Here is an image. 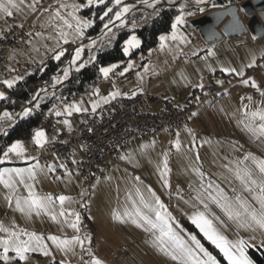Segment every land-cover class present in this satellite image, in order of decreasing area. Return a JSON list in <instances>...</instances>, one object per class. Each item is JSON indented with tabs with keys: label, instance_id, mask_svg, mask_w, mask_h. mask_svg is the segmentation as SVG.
<instances>
[{
	"label": "crops",
	"instance_id": "0c3cea01",
	"mask_svg": "<svg viewBox=\"0 0 264 264\" xmlns=\"http://www.w3.org/2000/svg\"><path fill=\"white\" fill-rule=\"evenodd\" d=\"M211 4L213 3L210 2L201 6L200 9L196 11L194 17L182 15L188 17V20H192L193 18L217 9L218 6L213 4L215 6L207 7L201 11L202 7ZM180 25L181 24L177 26V34L178 36L184 37L180 30ZM171 32L172 29L170 32L166 33V36L170 35ZM244 35L247 37L252 36V42H249L248 46L244 42ZM82 37H84V34L77 38L68 39L67 42H59V47L64 50L62 48L64 44L75 42ZM197 41L198 38L195 42ZM203 41L198 42L195 49H191L192 52L190 53L188 49L191 48V45L182 42L185 45L184 49H181L180 40L173 41L168 39L167 42L172 44V47L165 48L166 53L161 57L164 63L161 60V63H158L159 67L157 69H150L146 64L148 59H144L143 62H130L132 67L126 72L125 69L121 68L122 66H119L118 68L120 69H113L107 78L102 75L100 82L88 94L58 105V112L60 115H57L54 120V127L51 131L37 128L29 138L19 140L24 148L22 155L17 156L12 153L3 159V154L1 157L2 166L0 167V173H4V178L6 180H11L13 182L15 192L0 183V226L15 231H20L22 227L25 230L39 232L47 238L49 236H56L62 240H72L73 237H76L74 235L75 229L70 227L69 224L75 221L76 214H79V238L83 240L84 235L90 238L86 239L84 245H82L83 257L85 259L89 258V256H91L90 258L92 259L94 257L104 259L111 255L118 261L120 259L119 255H121L141 264L134 252H131L129 248L130 246H137L140 240L139 237L144 239L142 235L149 236V232L145 230L146 225L134 216L135 211L140 210L137 204L147 203V200L143 197L144 202H141L140 196L142 195H138L137 198H125L126 208H122L123 213L117 208L118 200L116 203L111 202L108 209L109 213L101 216L102 219H108L106 228L102 231L99 229L97 230V224L90 221V217L92 216L87 212L88 206L84 199L85 196L88 195V190L85 189L86 187L82 176H71L68 173H64L62 176L52 178L51 173L57 169V164H51L49 167H45L38 160V156L42 146L45 144L56 140H63L59 137V131H73L81 125V112L94 114L96 110L105 103L103 98L106 97L108 101L114 99L109 95L112 92H118L119 95L116 96L118 97L122 95L133 96L141 91H148L150 94L158 96L161 102L169 101L173 104L184 103L190 96H197L202 92L201 77H206L210 81L213 87H215L217 95L207 100L206 104L201 109L193 113L187 128L178 130L172 135H174L175 140L178 139V142L180 140L183 141V143L188 146L189 150L192 151L190 157L192 158L193 164L197 166V169H205L207 164L211 166L210 170H212L214 169L212 167H219L220 165L222 166V170L230 172V176H233V173L235 174L234 178L241 183V189L246 192L236 198L226 197L229 204H232L234 207V205L237 204V198H239L249 206L252 204L251 200H253L248 197L250 195H253L259 202L256 198L259 196V188L255 186H246L244 182L237 179V169L231 166L228 162V158H232L230 160L232 164L236 166L237 163L241 164L233 155L234 152H239L240 158L254 168L255 164L253 163V158H255V160L264 159V137L253 135L249 130L250 128H256L261 121L258 120L255 124L254 122H250V120L247 119L248 115L244 116L246 112L249 113V110L245 108L242 109L238 105L235 106L233 101L228 102L224 100V98L234 94L236 91H240L244 81H248L249 83L246 85L253 90L264 89V85H256V87H253V83L249 81L252 77L264 73V66L259 67L258 64L261 59H264V35L255 38L252 34L245 33L233 37L223 36L220 40H216L212 43ZM195 42L192 45H194ZM55 49L56 48L53 50ZM209 50L213 53L212 55H209ZM182 53L188 54L193 60V64H189L185 57L182 58ZM227 55H231L232 58L237 61L236 65L232 66L228 61ZM249 58L252 59V62H249ZM249 65L252 66L249 67ZM254 66L258 67L256 71L253 70ZM236 67L239 68L238 71ZM244 67L247 73H245V77H240L239 73H241ZM222 69H229V71L225 72L222 71ZM249 69H251L252 72L248 71ZM122 72L124 74L120 75ZM228 73L234 76L232 79L234 83L229 89H223L222 85L216 86V83L211 79L213 75L217 79L218 74H221V76L225 78ZM110 77H112L113 80H110ZM226 91L227 93L225 94ZM246 91L247 88L243 94L247 93ZM73 104H76L81 111H73L71 115H68L65 112V108ZM94 104L97 105L95 109L93 107ZM236 118H240V120L244 118L247 121H244L245 123L243 120L238 121L240 124H237V122H235ZM65 120L68 121V124L64 123ZM37 130H41L45 133V143L42 146H38L33 141L34 133ZM158 139L159 136L156 141ZM258 140H261L262 144H258ZM238 142H241V145ZM178 150L182 155L183 163L189 165L182 148H178ZM80 153L81 151H78L73 156V159L80 157ZM246 157L248 158L245 159ZM202 158L205 159L202 160ZM223 158H225V160ZM111 165L112 164L108 167L107 178L111 170L115 168V166ZM223 165H225L228 170L225 169L226 167ZM14 170H22V174L18 176ZM29 170L34 173V178H29ZM255 171L260 176L258 170L255 169ZM21 178L24 183H20ZM107 178L100 180L102 183L99 185H96L99 181L96 182L94 186H96L98 190H101L107 185ZM26 184H31L35 193L40 197L47 195L53 197V201L48 204L47 210H39V214H37L35 210L29 213L27 210L21 212L17 209L16 198H25L28 196V191L25 187ZM58 196H65L68 199L61 204L60 201L56 199ZM9 197H11V199H9ZM192 200L196 202V204L205 202L210 205H215L217 201L215 199L213 204L212 199H207V197L202 196L201 198L192 197ZM177 202L183 203L185 202V198L178 196ZM220 202L224 203L225 201L222 199ZM21 206L23 207V200H21ZM259 208L257 210H259ZM62 211L64 212L63 216L59 215ZM241 211L243 210L241 209ZM125 212L132 213L133 215L131 217H125L123 215ZM114 213L120 214L124 222L114 219ZM52 215H56V221L51 219ZM92 218L95 221V218ZM133 218L138 220L140 226L131 222ZM97 220L99 221V219ZM104 225L105 223L102 224V226ZM261 231L264 233V230ZM123 235L127 236V240L124 243H122L121 240H117L118 236ZM95 240H97L98 243H96ZM78 246H80V244L74 242L66 254L72 253ZM55 247L56 248L53 249L52 245L47 246V249H49L48 251L51 252L50 257L53 258V262L59 259L57 254L66 252L61 251L56 245ZM90 250H92L91 254H93L94 257L89 254Z\"/></svg>",
	"mask_w": 264,
	"mask_h": 264
},
{
	"label": "rangeland",
	"instance_id": "374dc122",
	"mask_svg": "<svg viewBox=\"0 0 264 264\" xmlns=\"http://www.w3.org/2000/svg\"><path fill=\"white\" fill-rule=\"evenodd\" d=\"M35 1L36 0H11V3H9V0H0V5H3V7H0V31L7 28L5 20L9 16L14 17V22L18 24H24V26L26 27H37L39 31L28 42L29 51L33 55H36L41 58V54L38 52V49L40 47L49 51H52L54 48H56L52 51L54 57L56 58L57 55H59L60 57V53H63V50L59 47V42L67 41L68 39L77 38L79 36L75 31L77 19L81 22H89L87 27H83V23H81V28L84 34L85 31L93 24L95 17H97L96 7L105 4L108 0H104L103 3L94 2L92 4H89L88 0H51L49 6L44 7L41 11H35ZM129 1L132 2L134 0ZM129 1L122 0V2L117 5L114 3V0H112V4H115L112 17L115 16V13L118 11V9H121L124 6H130L128 5V3H130ZM61 5H67V7H61ZM73 5H75V7H72ZM110 5H107V7H105L104 9L108 10L110 8ZM212 6L215 5L211 4L206 7H202L201 9H205L207 7ZM5 8L7 9V11L4 10ZM89 8H92V11H88V13H86L85 15L82 14V10H86ZM147 8H152V5H148ZM9 12L11 13V15L8 14ZM57 12H59V16L55 15ZM69 13H72L73 15H69ZM181 15L182 13H179L177 16ZM73 16H75L77 19H73ZM26 17H28L27 21H25ZM187 19L189 18L183 16V21ZM65 20H67L68 23L72 24L73 27H67V25L64 23ZM35 22L38 26H36ZM121 28H128L131 30L134 29V26H127L126 21H123L122 24L121 22H119L117 25L113 26L110 32L106 31L102 35L101 41L99 42L97 47L93 49L88 48L83 52V58L80 63L84 62L85 65V63L87 62L86 60L88 56L85 53L86 51H94L95 53V51L99 48L100 44L104 40L107 41L108 38H111L113 35H115V33ZM62 33L66 35L62 36ZM163 35L166 36L167 34ZM194 35L196 36V38L192 42L187 39H184L185 44L191 45V48L188 47L190 48L188 49V52L190 53L192 52L191 49H195V46L198 42L203 41L200 35H198L197 33H194ZM131 36H135L141 44L140 38L135 33H131L126 40H128ZM82 38L86 39L85 36ZM197 38L198 41L195 42ZM125 41L123 44V49L125 47ZM194 42L195 44L192 45ZM244 42L248 46L249 42H252V36H245ZM164 43L165 46L163 47V49H161L160 47L161 41L159 40V42L147 52L134 53V51L140 47L139 45V47L137 48L130 49L129 53L125 55L127 62L124 59L104 67L116 65L117 67H115L114 69L118 70L120 69L118 67L122 66V69L128 68L129 70V64L134 62H143L144 59H148V61L146 62L148 67L152 70L157 69L159 67L158 63H161V57L164 55V53H166L165 48L172 47V44L168 43L167 41H165ZM185 44L181 42V49H184ZM91 46L92 45H90V47ZM186 55L188 56V54ZM92 57H94V54L92 55ZM227 58L228 61L232 64V66L236 65L237 61H235L231 55H227ZM162 61L164 63V60ZM249 62H252V59L249 58ZM189 64H193V60L192 63ZM258 64L259 67H263L264 59H261ZM257 69L258 67L254 66L253 70L256 71ZM236 70L238 71L239 68L236 67ZM248 71L252 72L251 69H249ZM241 72L243 73V75L239 74V76L245 77V73H247L245 72V67L243 68V70H241ZM233 78L234 76L229 73L226 74L225 78L222 77L221 74L217 75V79L214 77V75L211 76V79L214 83H216V86L222 85L223 89L225 88V90L229 89L233 85ZM3 80L4 83L6 81H11L12 84L17 82V78H4ZM218 81H220L221 83H218ZM249 81L255 83V85L258 86L264 85V73L262 75H256L252 77L251 79H249ZM242 84L243 87H241L240 91H236L232 95L229 94L230 96H226L224 100L228 102L233 101L235 106L238 105L242 109L245 108L249 110V114L258 110H264V95H262V93H264V89L253 90L246 85L247 83L243 82ZM5 85L8 86L7 83H5ZM246 88L247 93L243 94ZM227 91L225 92V94L227 93ZM0 94H2V92H0ZM249 97L251 99H248ZM244 116L246 115L244 114ZM247 117V119H249L250 122H254V124L256 121L259 120V118L253 119L251 115H248ZM242 120L243 122L247 121L244 118H242ZM242 120H240V118H236L235 122H237V124H240L238 121ZM158 136L159 139L157 141L155 140L152 142H146L144 140H141L135 145L129 146L127 149L128 154L126 156H120L116 164L114 163L111 165L115 166V168L112 169L109 173V177L106 180L107 185L104 188L98 190L97 187L94 186L95 183L89 189L85 188L88 190V195H86L84 199L86 201L85 203H87L88 206L87 212L90 216L95 218L94 221L93 218L90 217V221L92 223L97 224V230H104L106 228L108 219H102L101 216L103 214L107 215L109 213V204L111 202L116 203L118 200L117 208L121 213H123L122 208H126L125 198H137V190H139V195H142L147 200L148 204L154 205L155 200L153 194L155 197L159 198L160 202L165 206V209L167 210L169 225L184 242V245L192 250L195 256L204 259L203 253H201L199 249H197L195 243L191 240V237H195L196 240L199 241L200 245L204 248V250L216 259L217 264H228V261L225 259L220 249H218L214 244H212L211 241H209L203 235V233L200 232L199 228H197V226L192 222L193 217L198 212H202L209 219L213 220V224L215 225L217 230L222 235H224L226 239L231 242H235L237 240L245 241V254L250 259L247 253L248 247L258 245L261 243V241L264 240V233L261 231V229H259L258 227H242L241 223L243 222V219H229V217L225 214L222 208L218 206L217 203L215 205H210L205 202H202L201 204H196V202L192 200V197L201 198L202 196L207 197V199H212V203L214 204L215 199L222 201L221 193H223L224 197L233 198H236L242 193H245L246 191L244 192V190H242L240 187L242 186L241 183L239 181H236V179L234 178L235 174L233 173V176H230V172H225L224 170H222V166H220L219 164V167L214 166L212 167L214 168L212 170H210L211 166L207 164L205 166V169H197V166L193 164L192 158L190 157L192 151L189 150L188 146L184 144L183 141L180 140L178 142V139L175 140L174 135L166 132H161ZM238 143L241 145V142ZM177 144L180 147H177ZM258 144H262V141L258 140ZM178 148H182V150L184 151L189 165L183 163L182 155L180 154ZM165 154H167L166 159L168 171L166 176H162L163 161L165 160ZM233 155L236 160L241 163H237L236 166L235 164H232V161L230 160L232 158H228V162L233 168H236L237 170L242 168L252 169L254 171L253 178L259 179V175L255 171V168L252 167L245 160L241 159L239 156V152H234ZM204 159L205 158H202V160ZM223 159L225 160V158ZM223 166L226 167L225 165ZM225 169H227V167ZM137 177H139V180L136 179ZM101 183L102 182L99 181L96 185H99ZM209 185H211V187H209ZM149 188L151 189V192L148 191ZM178 196L185 198V202H177ZM248 197L253 199L251 200L252 204H250L249 206L251 208L258 209L260 207V203L254 198L253 195H250ZM220 203L223 204L222 202ZM137 207L141 211L147 212V209L144 208V204L138 203ZM232 208L233 212L241 211V208L238 204H235L234 207L232 206ZM148 214L152 215L151 213ZM97 219H99V221ZM103 223H105L104 226H102ZM21 230L25 232L35 233L36 235L43 237V243L46 246L52 245L53 249L56 248L55 244H53L51 240H48L45 235L39 232L25 230L22 227ZM74 231V235L76 237H79L80 232H77L76 230ZM148 232L149 236L142 235L144 239L139 237L140 240L138 241L137 246H130L129 248L131 252H134L135 256L139 259L140 263L178 264L177 261L173 260L167 252L162 251L158 246L155 236L159 235V233L155 232V230H151ZM7 235L8 233L0 231V239L7 238ZM85 237L86 236L84 235L83 241L86 240ZM27 239L28 237L26 235L21 236V240ZM117 240H121V242L124 243L127 240V236H118ZM95 242L98 243L97 240H95ZM169 251H172L171 246H169ZM61 253L57 254L59 259H56V261L53 262V258H51L50 255L45 256L38 250L30 251L26 254L27 259L24 261H20L19 258L16 257V253L12 250V248H9L8 252L5 253L4 247L0 245V257H3L4 255L8 256L7 261L0 258V264H62V262L63 264H92L93 259L90 258L91 256H89V258L87 259L83 257L84 253L81 245L76 247L74 251L70 254H66L67 251ZM91 253L92 250H90L89 254L94 257ZM119 256L120 259L118 261L114 259L111 255L109 257H105L104 259H100L99 257L94 258L98 259L101 264H139L137 262H134L133 260L127 259L125 256Z\"/></svg>",
	"mask_w": 264,
	"mask_h": 264
},
{
	"label": "built area",
	"instance_id": "2783aa9c",
	"mask_svg": "<svg viewBox=\"0 0 264 264\" xmlns=\"http://www.w3.org/2000/svg\"><path fill=\"white\" fill-rule=\"evenodd\" d=\"M166 1L177 2L175 8L180 13L194 17L201 6L212 0H204L199 4L196 0ZM50 3L51 0H38V2L36 0L35 11H41ZM158 4L160 0L156 3L152 1L149 4L152 8L148 10H154L159 7ZM154 6L156 7L153 8ZM5 21L7 28L0 31V80L19 78L26 73L34 74L52 57V51L40 47L38 52L41 58L33 55L28 49V42L39 29L18 24L11 16ZM180 30L185 39L190 42L196 38L194 33L198 34L197 29L188 19L180 25ZM90 37L62 46L69 53L68 58L60 70L50 76L49 85H46L44 81L37 91L41 90L42 94L47 91H57L82 68L80 65H84V62L80 63V61L83 58V52L88 48L97 47L102 38L99 37L93 43L89 41ZM78 48L81 49L80 59L73 64L71 61ZM182 57H185L188 63H192V59L186 54L182 53ZM66 68L68 69L67 77L64 76ZM110 80L113 78L110 77ZM200 81L202 92L197 96H190L184 103L161 102L158 96L148 91H141L133 96H118L104 103L94 114L81 112V125L73 131H59V137L63 140H56L42 146L38 160L45 167L57 164V169L51 173L52 178L62 176L64 173L71 176L81 175L86 188L89 189L97 181L107 178L109 165L116 163L120 156H126L129 146L135 145L140 140L155 141L161 132L174 134L178 130L187 128L193 113L201 109L207 100L217 95L206 77H201ZM27 110L34 111V109ZM57 113L58 105L52 104L40 120L38 128L51 131ZM23 116L24 113L21 117ZM15 123L13 119L11 125ZM78 151H81L80 157L73 159Z\"/></svg>",
	"mask_w": 264,
	"mask_h": 264
},
{
	"label": "snow or ice",
	"instance_id": "6c2138e0",
	"mask_svg": "<svg viewBox=\"0 0 264 264\" xmlns=\"http://www.w3.org/2000/svg\"><path fill=\"white\" fill-rule=\"evenodd\" d=\"M38 2V0H37ZM94 2L103 3L104 0H88L89 4H92ZM122 2V0H114V3L119 5ZM145 3H148V0H144ZM158 2V0H153V3ZM196 2L203 3L204 0H196ZM9 3H11V0H9ZM0 7H3V5H0ZM61 7H67V5H61ZM72 7H75L73 5ZM7 11V9H4ZM203 9H201L202 11ZM112 9L109 8L104 15L107 16L109 12H111ZM129 11L128 6H124L121 8L120 11H117L115 13V16L109 19L108 23L104 25V29L107 31H111V28L109 27L110 24L113 23L114 20H121V17ZM11 15V13H8ZM55 15L59 16V12H57ZM69 15H73L72 13H69ZM73 19H77L75 16H73ZM103 19V17H102ZM183 22V16H177L175 18V21L172 24V32L170 35L165 36L161 35L159 37V40L161 41L160 47L163 49L165 46V41L168 39H171L173 41L180 40L181 42H184V37L178 36L177 34V26ZM64 23L67 25V27L72 28L73 25L68 23L67 20L64 21ZM81 23H83V27H87L89 22L84 21L81 22L77 19V25L75 28L76 33L79 36H83V31L81 28ZM123 21H121V24ZM62 36L66 34H61ZM67 42V41H65ZM94 43V42H93ZM140 45V41L135 37L131 36L128 40L125 41V47L123 49L125 55L129 53V50L132 48H137ZM63 53H60L62 55ZM213 53L211 50H209V55H212ZM81 55V49H76L75 55L73 56V59L71 63L75 64L77 60L80 59ZM56 59H59V55L56 56ZM84 65L81 64L80 67H83ZM252 65H249L251 67ZM117 67L116 65H111L109 67H101L99 69L100 73L107 78L109 76V73L113 71V69ZM129 68L132 67L131 64L128 66ZM128 71V68L125 69V72ZM222 71H229V69H222ZM234 71V70H233ZM124 73H120V75H123ZM240 75H243V73H239ZM68 75V69L66 68L64 70V76L67 77ZM5 83L8 84L9 87L12 86L11 81H6ZM220 83V81H218ZM244 83H248V81H244ZM253 87H256L255 83L252 84ZM111 97L115 98L117 95H119L118 92H112L109 94ZM264 95V93H262ZM0 97H2V94H0ZM104 102L107 103L108 99L105 97L103 98ZM248 99H251L250 97ZM97 105L94 104V109ZM246 107V106H245ZM79 112L81 109L76 105L73 104L70 107L65 108V112L68 115H71V113ZM28 114V110L25 109L24 115ZM57 115H60L58 112ZM245 115H249V113H245ZM251 117L253 119L259 118L261 123L256 128H250L249 130L253 133V135H259L260 137H264V110H258L255 112L250 113ZM8 118L11 119L10 115L5 112L2 116H0V119ZM65 124H68V121H64ZM33 141L38 146H42L45 143V133L41 130H37L34 133ZM179 147V145H176ZM24 148L20 141H16L13 144H11L8 149L4 152V157H7L9 153H14L17 156H20L23 154ZM167 154H165V160L163 161V171L162 176L167 175ZM246 157L245 159H247ZM253 163L255 164V169L258 170L260 176L259 179L253 178L254 177V171L249 168H242L238 169L236 171V178L241 180L245 183L246 186H255L259 188V196L256 197L260 202V208L259 210L251 208L248 206L244 201H241L239 198H237L236 203L240 206V208L243 211H237L233 212L231 204L227 202V198L223 196V193H221V199L225 201V203L221 204L219 200L216 201L218 206L222 208V210L225 212V214L229 217V219H237L241 220L243 219V222L241 223L242 227H248V228H254L258 227L261 230H264V159L261 160H255L253 158ZM18 176L22 174V170H14ZM29 178H34V173L29 170ZM139 180V177L136 178ZM0 183L4 184L6 188L11 189L13 192H15L14 184L11 180H6L4 178V173H0ZM20 183H24L23 179L21 178ZM167 186V185H166ZM28 196L25 198L17 197L16 198V206L17 209L21 212H24L27 210L29 213L32 211H37V214H39V210H47L48 204L53 201V197L51 195H47L44 197L38 196L35 191L33 190V187L31 184L25 185ZM211 187V185H209ZM250 190V189H249ZM149 192H151V189H148ZM137 194L139 195V190H137ZM155 203L154 205L144 203V208L147 209V212L136 210L134 213V216L138 218L139 221H142L144 225H146L147 231L155 230V232H158L159 235L155 236L156 242L160 249L162 251L167 252L171 258L178 262V264H217L216 259L211 256L207 251L204 250V248L200 245L199 241L196 240L195 237H191V240L195 243L197 249L201 253H203L204 259H201L194 255L191 249L187 248L184 245V242L180 239V237L173 231L171 226L168 223V213L165 209V206L160 202L158 197H155L153 194ZM11 199V197H9ZM57 200L60 201L61 204L64 203L65 200L68 198L65 196H58L56 197ZM141 202H144L143 196H140ZM215 199V198H214ZM21 200H23V207L21 206ZM148 213H151L152 215H149ZM61 216L64 215V212H60ZM114 219L120 220L121 222H124L123 217L118 214L114 213ZM125 217H131L132 213L125 212L123 214ZM154 216V219H153ZM136 218H133L131 222L133 224H137V226H140L138 224V220ZM51 219L53 221H56L57 217L56 215H52ZM192 222L199 228L200 232L203 233V235L211 241L212 244H214L220 251L223 253L225 259L228 261V264H252V261L247 257L245 254V241L243 240H237L235 242H231L228 239L225 238L224 235H222L215 225L213 224V220L209 219L204 213L198 212L194 217ZM79 214H76V219L72 223L69 224L70 227L75 229L77 232H79ZM0 231L8 233L7 238L0 239V245L4 247V252L7 253L9 248H12L13 251L16 253V257L19 258L20 261H24L27 259V253L30 251H40L43 255L47 256L50 255V252L47 250V246L43 243V237L36 235L35 233L25 232L23 230L20 231H11L7 228H3L0 226ZM27 236V240H21V236ZM48 240H51L53 244H55L58 248H60L61 251H68L70 250V246L75 242L83 245L84 241L80 240L79 237H73L72 240L67 239H60L56 236H49L47 238ZM85 239H90L89 237H85ZM169 246L172 247V251H169ZM4 260H8V256L4 255L3 257H0ZM63 264V262H62ZM92 264H101V262L98 259L93 258Z\"/></svg>",
	"mask_w": 264,
	"mask_h": 264
},
{
	"label": "trees",
	"instance_id": "16d2710c",
	"mask_svg": "<svg viewBox=\"0 0 264 264\" xmlns=\"http://www.w3.org/2000/svg\"><path fill=\"white\" fill-rule=\"evenodd\" d=\"M129 1V0H126ZM242 0H212L211 3L221 5L235 3ZM130 2V1H129ZM111 4V5H110ZM110 5L112 9L107 16L105 7ZM115 4L108 0L105 4L96 7V16L93 24L85 31L88 38L97 34L102 26L113 16ZM92 11V8L82 10V14ZM157 13H159L157 15ZM180 12L174 7H157L152 11L137 9L126 17L127 26L134 29L121 28L108 40H104L95 51H86L88 56L85 65L75 72L57 91H47L38 98L34 111L28 112L18 122L11 125L13 116L31 102L34 94L46 81L51 82L50 76L56 73L69 56L66 50L56 59L52 56L34 74L26 73L17 78V82L11 87L6 86L4 80H0V116L7 112L11 119H0V167L1 157L6 149L15 141L29 138L38 128L39 122L52 104H63L78 97L88 94L102 79L99 69L112 63L124 60V41L131 33H135L141 40L140 47L134 51L147 52L159 42V37L171 31L172 23ZM103 17V19H102ZM94 54V57L92 55ZM248 256L253 264H264V241L260 244L248 247Z\"/></svg>",
	"mask_w": 264,
	"mask_h": 264
},
{
	"label": "water",
	"instance_id": "95a60500",
	"mask_svg": "<svg viewBox=\"0 0 264 264\" xmlns=\"http://www.w3.org/2000/svg\"><path fill=\"white\" fill-rule=\"evenodd\" d=\"M152 1L153 0H148V3H145L144 0H134L128 3V5H130L129 11L121 17V20H114L109 27L112 28L119 22L126 21V17L134 10H148L147 6ZM176 5L177 2H168L166 0H160V4H158L159 7L174 8ZM217 6V9L214 11L191 20L192 25L197 29L198 34L206 43L220 40L223 36L233 37L250 33L256 38L264 35V0H242ZM155 7L156 6L153 8ZM104 25L97 34L89 38L90 42H94L99 37H102L107 31L104 29ZM41 94V90L36 91L27 107H24L13 116L15 122L20 120L25 109H34Z\"/></svg>",
	"mask_w": 264,
	"mask_h": 264
},
{
	"label": "bare ground",
	"instance_id": "6f19581e",
	"mask_svg": "<svg viewBox=\"0 0 264 264\" xmlns=\"http://www.w3.org/2000/svg\"><path fill=\"white\" fill-rule=\"evenodd\" d=\"M130 6H128V8H129ZM121 9H118V11H120Z\"/></svg>",
	"mask_w": 264,
	"mask_h": 264
}]
</instances>
